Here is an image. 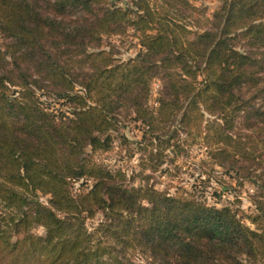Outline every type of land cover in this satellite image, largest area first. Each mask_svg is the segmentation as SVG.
<instances>
[{"label":"trees","instance_id":"1","mask_svg":"<svg viewBox=\"0 0 264 264\" xmlns=\"http://www.w3.org/2000/svg\"><path fill=\"white\" fill-rule=\"evenodd\" d=\"M220 1L206 26L193 0H0V264H264V0ZM129 31L122 62L104 43ZM124 113L195 133L255 212L100 164Z\"/></svg>","mask_w":264,"mask_h":264},{"label":"rangeland","instance_id":"2","mask_svg":"<svg viewBox=\"0 0 264 264\" xmlns=\"http://www.w3.org/2000/svg\"><path fill=\"white\" fill-rule=\"evenodd\" d=\"M108 2L119 6L130 4V0ZM193 4L200 11L197 19L207 26L209 19H213L220 8L221 1L193 0ZM5 43L6 40L0 35V47ZM104 44V48L122 62L136 58L141 51L133 31L125 36L106 38ZM237 47L245 51V42H239ZM161 88L162 83L154 80L149 100V108L154 115L159 107ZM59 107L66 110L64 106ZM120 121L118 129L111 133V150L96 154V160L113 172L122 171L130 185L154 187L172 195H190L218 208L230 206L241 209L246 215L255 212L251 196L256 188L249 183L239 182L235 173H228L217 166L201 138L195 133L187 134L179 122L149 128L137 122L135 115L130 113H124ZM96 222L91 221L90 224ZM35 233L43 234L44 230L38 228ZM134 261L136 264H151L139 254L134 257Z\"/></svg>","mask_w":264,"mask_h":264}]
</instances>
